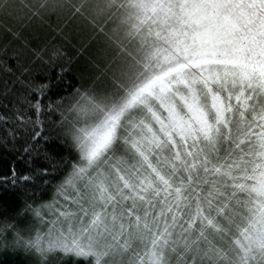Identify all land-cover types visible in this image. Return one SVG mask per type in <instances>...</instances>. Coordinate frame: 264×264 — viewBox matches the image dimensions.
Segmentation results:
<instances>
[{
  "label": "snow or ice",
  "instance_id": "obj_1",
  "mask_svg": "<svg viewBox=\"0 0 264 264\" xmlns=\"http://www.w3.org/2000/svg\"><path fill=\"white\" fill-rule=\"evenodd\" d=\"M40 9L86 16L115 54L55 100L28 68L3 81L4 107L21 120L12 149L34 163L49 139L42 117L58 115L67 157L52 165L66 171L51 201L46 168L0 181L23 191L15 214L0 204V234L29 264H264V0H0V51ZM25 49L32 63L66 55L24 40L3 63L19 67Z\"/></svg>",
  "mask_w": 264,
  "mask_h": 264
},
{
  "label": "trees",
  "instance_id": "obj_2",
  "mask_svg": "<svg viewBox=\"0 0 264 264\" xmlns=\"http://www.w3.org/2000/svg\"><path fill=\"white\" fill-rule=\"evenodd\" d=\"M18 2L21 5L28 4L38 7L42 3H51L54 0H18ZM55 2L78 3L79 0H55ZM27 11L28 9L25 8L24 12ZM40 11L42 12L41 16L33 17L31 21H25L24 26L20 28L22 39L16 40L8 48L7 53L0 51V92L3 91V81L5 79L15 81L23 69L28 68L29 74L36 77L37 80L45 81V78H47V80L53 83L54 87L50 95L55 100L58 94H65V88L69 81L76 87H79L81 83H85L86 85L90 83V78H94L98 74L97 70L93 67V63L100 62L101 68H103L109 58L115 54L114 46L107 36L99 33L98 29L94 28L86 16L79 14L71 15L64 10L45 11L44 9H40ZM8 26L14 28L20 27L13 21H9ZM3 36L4 22L0 21V49L3 48L5 43V40L2 38ZM8 39H11V37L9 36ZM24 40H27L33 48L46 47L49 51L59 48L66 55L51 64L39 61L32 63V55L25 49L24 55L21 56L19 67L15 59L12 58H9L8 64L5 65L3 63L5 57H12L15 49L23 46ZM6 67H11L13 72H6ZM61 75L64 77L63 82L58 79ZM97 83H100V81ZM15 87L19 89L21 85L17 83ZM5 103L7 101L4 100L3 96H0V115L12 117L13 120H16V123L9 122L5 124L0 122V138L7 137L9 139L7 148L0 146V181L5 177L12 178L13 168L16 170V175L20 177L30 175V167L39 172H43L46 168L47 172L51 173L55 179H52V176L48 177L51 180V184L44 185L42 195L45 201H51L55 191L54 185L59 182L66 171L63 164L58 169L52 168V165L58 162L61 155L65 158L67 157V153L61 151V140L57 136L58 129L56 122L59 117L58 115H53L51 120L42 117L45 121V135L49 139L47 141L44 139L40 140V149L37 153H33L31 159L34 163L30 165L22 149L19 152L12 149L10 132L13 130L17 133L19 132L17 125L21 123V120L17 119L9 111L11 104H9L8 109H5ZM33 118L35 119L34 115ZM26 127L30 129V126ZM17 147H20V142H17ZM46 152L49 154L47 157L45 155ZM22 196V190L14 189L11 185H7L6 187L0 186V204L7 202L13 214H15V211L22 203ZM5 244L8 246L5 247ZM12 245L13 236L11 234H0V264H29L31 258L25 253L23 248L19 246L13 248ZM57 255L62 256L63 254L58 253Z\"/></svg>",
  "mask_w": 264,
  "mask_h": 264
},
{
  "label": "rangeland",
  "instance_id": "obj_3",
  "mask_svg": "<svg viewBox=\"0 0 264 264\" xmlns=\"http://www.w3.org/2000/svg\"><path fill=\"white\" fill-rule=\"evenodd\" d=\"M61 203H63L62 200H61ZM45 218L46 219L49 218L48 215H47V213H45ZM37 226L40 227L42 231H47V225H37ZM125 259H127V257Z\"/></svg>",
  "mask_w": 264,
  "mask_h": 264
}]
</instances>
